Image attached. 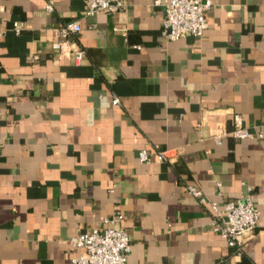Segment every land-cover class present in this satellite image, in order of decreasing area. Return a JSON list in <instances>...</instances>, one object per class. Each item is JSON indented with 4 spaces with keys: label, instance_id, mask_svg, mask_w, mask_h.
I'll return each instance as SVG.
<instances>
[{
    "label": "crops",
    "instance_id": "1",
    "mask_svg": "<svg viewBox=\"0 0 264 264\" xmlns=\"http://www.w3.org/2000/svg\"><path fill=\"white\" fill-rule=\"evenodd\" d=\"M123 1L0 0V264H71L69 238L113 213L125 264H264V0H210L203 32L176 39L162 7ZM74 19V47H53ZM152 146L167 160L137 159ZM245 192L258 217L238 251L208 203Z\"/></svg>",
    "mask_w": 264,
    "mask_h": 264
},
{
    "label": "built area",
    "instance_id": "2",
    "mask_svg": "<svg viewBox=\"0 0 264 264\" xmlns=\"http://www.w3.org/2000/svg\"><path fill=\"white\" fill-rule=\"evenodd\" d=\"M84 13L91 15L96 11L113 13L125 6L123 0H83ZM151 4L163 9L161 33L166 39H176L185 35L199 36L207 26L206 12L211 5L210 0H151ZM48 11L52 10L49 2L45 3ZM20 20L11 23V29L17 33L22 28ZM116 29V27H113ZM80 30L77 19L66 21L53 29L55 40L51 45L58 49L74 47L75 35ZM82 49L74 50L75 58L82 54ZM119 103L118 97L112 95L111 104ZM228 133L236 139L246 137L249 130L242 123L239 113L232 114V128ZM258 135H260L258 133ZM213 141L220 142V135H214ZM139 161L151 159L167 160L166 149L142 147L137 150ZM219 185V181H216ZM185 189L198 201L203 202L201 191L193 185L186 184ZM211 229L223 237L226 244L234 246L238 251L244 243V236L250 233L257 221L258 209L252 201L251 193L228 198L221 202L210 200ZM120 215L113 213L105 216V226L88 227L69 238L71 248H81L82 253L70 256L71 264H125L129 251V236L126 230L118 225Z\"/></svg>",
    "mask_w": 264,
    "mask_h": 264
}]
</instances>
